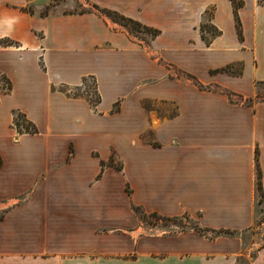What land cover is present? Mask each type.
I'll use <instances>...</instances> for the list:
<instances>
[{
  "label": "crops",
  "instance_id": "0c3cea01",
  "mask_svg": "<svg viewBox=\"0 0 264 264\" xmlns=\"http://www.w3.org/2000/svg\"><path fill=\"white\" fill-rule=\"evenodd\" d=\"M242 1L240 34L232 0H81L80 10L45 14L0 0V73L13 86L0 91V264L237 263L240 236L138 240L135 206L199 216L206 229L253 223L264 100L234 97L264 82V0ZM88 77L94 104L63 91ZM12 108L50 134L14 137ZM254 264H264V246Z\"/></svg>",
  "mask_w": 264,
  "mask_h": 264
},
{
  "label": "rangeland",
  "instance_id": "374dc122",
  "mask_svg": "<svg viewBox=\"0 0 264 264\" xmlns=\"http://www.w3.org/2000/svg\"><path fill=\"white\" fill-rule=\"evenodd\" d=\"M28 6L26 10L35 11L45 14L55 10L74 11L80 10L83 7L81 0H28ZM136 32V31H134ZM150 35V34H148ZM0 91L4 93H12V82L4 74L0 73ZM72 96L86 95L87 98L94 104L98 101L99 95L96 89L95 80L91 77L86 79L83 87L63 88ZM234 100L242 102L244 104H252L258 100H264V82H258L255 86V93L249 97H234ZM118 104L116 105L117 109ZM10 132L14 137L20 135L34 134V131L39 132L40 138L47 137L50 133L44 135V132L39 130L36 123L32 120L26 112L21 108H12L10 110ZM69 156L75 155L76 149L73 145L69 148ZM93 156H98L96 152H93ZM121 156L115 151L112 153L111 162L119 169L122 168ZM125 188L129 193L134 191V186L130 181H125ZM255 197V209H254V221L249 228L245 230H218V229H206L200 226L199 216L191 217L187 213L180 216L167 217L158 213L148 212L143 205L136 204V214L138 217L137 222V238L142 236H165L173 235L185 231L195 230L206 234L211 238H215L220 235H233L240 236L243 239V250L238 256L236 264H254L259 250L264 246V192L257 189ZM2 213V212H1Z\"/></svg>",
  "mask_w": 264,
  "mask_h": 264
},
{
  "label": "trees",
  "instance_id": "16d2710c",
  "mask_svg": "<svg viewBox=\"0 0 264 264\" xmlns=\"http://www.w3.org/2000/svg\"><path fill=\"white\" fill-rule=\"evenodd\" d=\"M233 5H234V12L236 15V21H237V25H238V31L241 34V24H240V20H239V16H238V10L239 8L243 5V1L242 0H232ZM103 13L107 14L109 17H111L114 21L124 25L125 27L129 28L131 31H147L149 33H151L153 36L158 34V31L149 27H146L144 25H142V23H140L139 21H136L132 18H129L123 14H120L117 11H113V10H104L102 11ZM202 29H206L205 26H202ZM213 34H217L218 31L217 30H212ZM36 132V131H34ZM260 189H261V182L259 185Z\"/></svg>",
  "mask_w": 264,
  "mask_h": 264
}]
</instances>
